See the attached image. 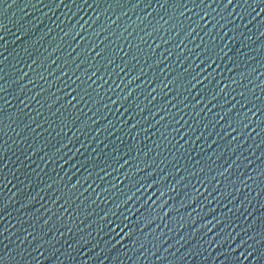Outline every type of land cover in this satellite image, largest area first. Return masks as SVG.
Returning <instances> with one entry per match:
<instances>
[{"label": "water", "instance_id": "water-1", "mask_svg": "<svg viewBox=\"0 0 264 264\" xmlns=\"http://www.w3.org/2000/svg\"><path fill=\"white\" fill-rule=\"evenodd\" d=\"M0 264H264V0H0Z\"/></svg>", "mask_w": 264, "mask_h": 264}]
</instances>
